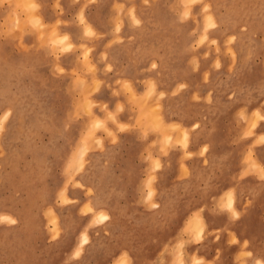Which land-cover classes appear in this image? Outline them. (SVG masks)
Segmentation results:
<instances>
[{
  "label": "rangeland",
  "instance_id": "374dc122",
  "mask_svg": "<svg viewBox=\"0 0 264 264\" xmlns=\"http://www.w3.org/2000/svg\"><path fill=\"white\" fill-rule=\"evenodd\" d=\"M193 212L264 264V0H0V264H198Z\"/></svg>",
  "mask_w": 264,
  "mask_h": 264
},
{
  "label": "crops",
  "instance_id": "0c3cea01",
  "mask_svg": "<svg viewBox=\"0 0 264 264\" xmlns=\"http://www.w3.org/2000/svg\"><path fill=\"white\" fill-rule=\"evenodd\" d=\"M166 124L178 125V123L175 121H169V122H166ZM191 125L192 127L197 126L195 122ZM181 130L185 131L183 127H181ZM184 134L187 137L186 131ZM185 141L187 140L185 139ZM203 150H204V147H203ZM177 168H178V165H177ZM222 193H223V200L225 202L226 207L234 211L232 207L233 205L232 191L230 189H226ZM148 194H150V191L148 192ZM106 215H107V218L105 219V221L108 219V214L106 213ZM224 216H225L224 218L225 224L222 228H219L221 229L219 232L221 235L220 236L221 242H218L217 244L213 240V235L215 231L218 230V228L214 224H212V222L210 221L211 219L210 215L208 213H205L203 214V216H200L197 212H193L189 216V222L187 224V227L193 231V234L196 235L197 239H200L202 235L207 238L205 243L201 242L199 244V241H195L194 243L189 242L185 244V248L189 250V255L195 252L198 257H202L203 262L198 263V264H205V262H210L211 264H239L240 260L239 258H237V254L241 249V243L239 241L237 242L229 241L230 230H227V229H229L230 224L228 222V216L226 212L224 213ZM216 247L219 248L218 257H216V252H215ZM114 258L116 259L112 264H121V263L130 264L129 258L125 253L116 254ZM178 264H183L181 258L178 259ZM255 264H258L256 262V259H255Z\"/></svg>",
  "mask_w": 264,
  "mask_h": 264
},
{
  "label": "bare ground",
  "instance_id": "6f19581e",
  "mask_svg": "<svg viewBox=\"0 0 264 264\" xmlns=\"http://www.w3.org/2000/svg\"><path fill=\"white\" fill-rule=\"evenodd\" d=\"M233 197V196H232ZM234 205H232V207H233ZM100 215H101V218L102 219H104V213H100ZM99 216V215H98ZM95 219V218H94ZM101 221V220H100ZM202 222V221H201ZM200 224V223H199ZM202 225V224H201ZM200 225V226H201ZM198 228V227H197ZM83 240L85 241V242H87V240H88V236L85 234V235H83ZM256 262L258 263V264H263V261L262 260H260V259H258V258H256Z\"/></svg>",
  "mask_w": 264,
  "mask_h": 264
}]
</instances>
